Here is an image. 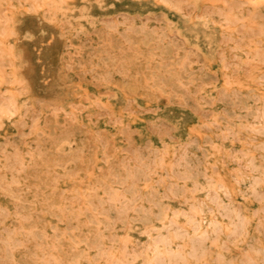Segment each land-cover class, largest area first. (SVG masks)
<instances>
[{
	"label": "bare ground",
	"instance_id": "bare-ground-1",
	"mask_svg": "<svg viewBox=\"0 0 264 264\" xmlns=\"http://www.w3.org/2000/svg\"><path fill=\"white\" fill-rule=\"evenodd\" d=\"M7 1L0 128L6 123L13 132H0V264L264 263V232H250V215L231 196L262 197L255 150L264 152V143L254 140L264 134V95L243 91L254 76L240 68L264 63V44L251 39L264 29H248L238 3L213 10L212 20L207 9L192 14L194 0H161L197 19L200 26L189 20L184 28L213 45L204 56L164 17L159 27L106 17L114 0ZM23 15L61 37L56 62L49 41L42 54L41 41L32 42L37 54L19 42L31 37L19 24ZM237 23L242 30L234 35ZM210 60L223 70L221 88ZM36 83L62 88L40 97ZM217 100L223 111L214 117ZM180 106L200 114L203 129L185 140L180 118L169 115ZM153 107L157 114H147ZM240 114L255 124L243 125ZM98 120L104 130L93 125ZM214 128L221 138L249 143L251 153L225 150ZM248 132L256 136L248 139ZM211 154L241 163L223 173ZM136 226L144 242L131 239ZM239 240L255 257L234 262L223 253Z\"/></svg>",
	"mask_w": 264,
	"mask_h": 264
},
{
	"label": "rangeland",
	"instance_id": "rangeland-1",
	"mask_svg": "<svg viewBox=\"0 0 264 264\" xmlns=\"http://www.w3.org/2000/svg\"><path fill=\"white\" fill-rule=\"evenodd\" d=\"M192 2L193 0H188ZM197 3V7L193 9L192 14L194 15L197 11L207 9L209 15L212 20H217L215 13L213 10L220 9V8H227L231 4L238 3L240 6V10L247 13L249 16L247 19L248 29H255L257 31L259 28L264 29V0H194ZM193 1V2H194ZM11 5L8 3L7 0H0V27L9 21H7L8 14L11 9ZM104 10H108L110 13L106 15V17H115L121 18L122 15H129L135 21L146 20L148 24L152 27H159L162 25V18L164 17L168 23L172 26H176L179 31L187 35V40L192 45L193 41L196 42L202 49L203 55H207L212 52L213 45H210L207 41L203 40L202 37L194 38L192 35L186 34L184 23L185 21H189L192 26H200L197 19H191L188 16H182L178 10L174 7L168 6L163 3L161 0H114L108 2ZM261 13V14H260ZM19 24L26 27L27 31H30L31 37H21L19 38V42L23 43L24 46L27 47L29 51H34L37 54L36 50H38L37 45L32 44L34 41H41L43 46L39 51L43 52L44 46H46L47 42L49 41L52 45V56L54 57L55 62L62 54L63 46L61 44V37L50 27L45 26L41 27V25L37 22V20L32 15H23L19 20ZM238 24V25H237ZM235 24V31L233 34L239 35L242 27L239 26V23ZM213 34L219 36V29L218 27L212 28ZM53 37V39H51ZM251 39H255L252 44L262 45L264 44V32L258 33L251 37ZM259 39V40H258ZM258 40V41H257ZM224 45H227L224 43ZM36 49V50H35ZM65 50H67L65 48ZM241 53V51L237 49H228V54L237 55ZM209 65L211 66V71L216 74L217 80L216 85L217 89L223 86V70L216 60H210ZM241 71H245L249 74H252L254 78L249 80L244 90L254 92L256 94L264 95V63L262 62H255L251 64H243L240 68ZM228 71V70H227ZM8 72V67L2 65L0 62V94L7 92L8 83L6 82V77ZM48 78L53 79V76H49ZM50 83V82H49ZM48 84V83H47ZM51 86V85H50ZM55 86V87H54ZM54 88H48L45 83H36L34 86V92L37 96L43 97L50 91L53 92L55 89H61V84L54 85ZM64 86V85H63ZM65 87V86H64ZM214 94V93H212ZM214 96V95H213ZM206 107L203 104V107ZM204 107V108H205ZM214 117L220 116L222 113V104L220 100L215 101L214 105ZM147 114L155 115L157 114V110L153 107L151 110L147 112ZM169 115H175L181 120L180 124V138L185 140L192 132H201L203 129L201 128V123L199 122L201 116L198 113L190 112V110L185 106H180L176 111H170ZM237 120H240L243 125H253L255 122L250 116L240 114L237 117ZM93 125L100 129L104 130L105 123L98 120L93 123ZM215 131V128H214ZM0 132H6L11 134L13 131L11 128L6 124L3 123V126L0 128ZM248 139L255 135L252 132L246 133ZM200 135V134H198ZM213 135L217 141L222 144V147L225 150L230 151L236 155H242L243 157L248 156L251 153V149H249L250 144L247 143L242 145L239 141L231 142L227 138H221L218 136L217 130L213 132ZM256 136V135H255ZM220 139V140H219ZM258 143H264V134H260L254 140ZM121 149V147H119ZM257 158L261 161L262 166L264 168V152L261 150H255ZM211 165H218V170L220 172H227L234 171L239 164L240 161L232 160L228 163H223L222 157L220 154H211ZM259 191L262 194L260 199H247L242 195L241 191L233 192L231 194L232 201L235 205L242 207L251 217V223L249 225L250 232L255 233L256 227L259 226L264 232V176L263 180L258 186ZM130 237L135 242H144L145 241V233L140 231L139 227L136 226L135 228L131 229ZM259 234H262L259 232ZM227 248L223 250V253L228 257L231 258L234 262L241 261L247 258L249 255L255 257V253L253 250L249 249L248 245L243 240L236 241L235 243H227ZM264 264V263H261Z\"/></svg>",
	"mask_w": 264,
	"mask_h": 264
}]
</instances>
